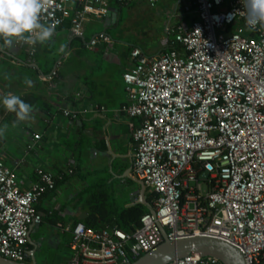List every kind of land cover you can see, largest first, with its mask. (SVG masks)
Listing matches in <instances>:
<instances>
[{
    "label": "built area",
    "instance_id": "1",
    "mask_svg": "<svg viewBox=\"0 0 264 264\" xmlns=\"http://www.w3.org/2000/svg\"><path fill=\"white\" fill-rule=\"evenodd\" d=\"M104 2L51 0L40 22L68 20L78 35L91 5ZM192 2L196 19L173 31L174 44L156 55L131 47L134 64L122 73L127 101L120 111L139 119L131 126V173L154 193V212L130 232L75 222L67 227V264H130L163 241L162 231L169 240L219 237L237 246L246 264H264V27L247 23L244 0ZM109 40L98 33L89 45ZM35 172L37 180L20 187L0 159V254L15 261L27 257L29 230L42 221L36 202L55 187L51 172ZM166 264L223 263L190 255Z\"/></svg>",
    "mask_w": 264,
    "mask_h": 264
},
{
    "label": "crops",
    "instance_id": "2",
    "mask_svg": "<svg viewBox=\"0 0 264 264\" xmlns=\"http://www.w3.org/2000/svg\"><path fill=\"white\" fill-rule=\"evenodd\" d=\"M131 4L147 6V29L136 34L138 40L126 37L129 28L137 32L133 22L143 12L131 16L133 9L129 8L125 21L121 17L120 6ZM156 17L161 18L164 35L158 50L149 55L174 44L173 31L196 19L195 6L192 0H160L153 6L146 0H105L102 5H91L81 34H73L65 20L43 44L17 39L8 48L0 39V128L7 125L0 136V159L14 171L20 187L37 180V168L51 172L55 181L59 179L35 204L42 221L29 230L27 256L38 255L50 243L56 251L51 264H67L68 258L59 252L69 249L67 227L86 214L90 183L105 181L111 196L125 206L140 197L148 202L151 192L142 189L131 173V126L139 119L127 116L120 107L127 101L122 73L134 64L130 49L137 46L143 50L139 37L151 31ZM98 33L108 34L110 40L90 46L89 40ZM61 45L64 53L59 52ZM26 78L32 81L31 87L25 84ZM8 93L34 107L29 119L16 126L15 113L2 103ZM63 109L77 111V117L64 115ZM47 260L45 257L43 264H48Z\"/></svg>",
    "mask_w": 264,
    "mask_h": 264
},
{
    "label": "clouds",
    "instance_id": "3",
    "mask_svg": "<svg viewBox=\"0 0 264 264\" xmlns=\"http://www.w3.org/2000/svg\"><path fill=\"white\" fill-rule=\"evenodd\" d=\"M51 0H0V39L3 46L11 48L17 39L35 45L45 43L53 37L55 24H42L40 17L46 10ZM247 12V23L250 26L259 24L264 27V0H244ZM60 53L65 52V46L61 45ZM25 84L32 86L30 79H25ZM3 106L7 111L15 113L16 121L13 126L29 119V114L34 107L24 102L19 96L8 93L3 97ZM0 128V136L5 129Z\"/></svg>",
    "mask_w": 264,
    "mask_h": 264
},
{
    "label": "water",
    "instance_id": "4",
    "mask_svg": "<svg viewBox=\"0 0 264 264\" xmlns=\"http://www.w3.org/2000/svg\"><path fill=\"white\" fill-rule=\"evenodd\" d=\"M207 171L200 173V177L204 178ZM144 188L141 181L137 180ZM143 203L150 213H153L151 203L147 202L143 197L138 200ZM163 241L153 250L143 253L130 264H166L169 261L190 255L212 256L220 260L223 264H246L245 258L241 250L233 243L211 235H189L169 240L165 231H162ZM0 264H37L34 260L15 261L6 258L0 254Z\"/></svg>",
    "mask_w": 264,
    "mask_h": 264
},
{
    "label": "trees",
    "instance_id": "5",
    "mask_svg": "<svg viewBox=\"0 0 264 264\" xmlns=\"http://www.w3.org/2000/svg\"><path fill=\"white\" fill-rule=\"evenodd\" d=\"M175 45L181 49V45L177 43ZM58 180L56 178L55 182ZM107 186L105 181H96L86 187L88 193L85 202L86 214L81 222L86 227L96 230L105 227H117L126 232L135 230L139 225L140 216L148 211L147 207L139 201L125 206L123 202H118L111 196ZM153 199L154 193L151 192L147 200L152 204ZM24 261H30V256Z\"/></svg>",
    "mask_w": 264,
    "mask_h": 264
},
{
    "label": "rangeland",
    "instance_id": "6",
    "mask_svg": "<svg viewBox=\"0 0 264 264\" xmlns=\"http://www.w3.org/2000/svg\"><path fill=\"white\" fill-rule=\"evenodd\" d=\"M224 1H225V3L223 5H226V3H228L229 0H224ZM120 7L122 10L121 11V17L123 18V21H125V19L129 15V12H128L129 8L133 9L131 16H134L136 12H138V13L143 12V15L141 17L137 16L135 21L133 22V28H135L137 32L134 33L131 30V28H129L130 31L126 37L128 40H131V39L138 40V36L136 34L137 33L142 34L143 33L142 31L147 29V6L144 5L143 7H139L135 4H131V5H122ZM150 10H154V8H150ZM156 19H157L156 22H153V24H152L151 31H149V33L145 32L142 37H139L140 41H141L140 44L143 47V51L145 54H148V55L150 53H154L158 50V47L160 46L161 40H162L161 36L164 35V33L162 31V30H164V27H163V25L160 26V24H159L161 18L156 17ZM158 28H161V31L160 30L158 31ZM233 30H234V26L232 25V26L228 27L227 32H231ZM217 32L219 33V31H217ZM88 36L89 35H86V37H88ZM64 67H65V65H63L61 70H64ZM46 246L47 247L45 249H42L41 252L38 253V255L30 257V259L34 260L35 263H37V264H43L44 258L47 257L48 264H51L52 259L54 258L56 251L53 248L54 246H52L50 243L47 244ZM59 254L62 257L69 258L71 252L69 249H63L61 252H59Z\"/></svg>",
    "mask_w": 264,
    "mask_h": 264
}]
</instances>
